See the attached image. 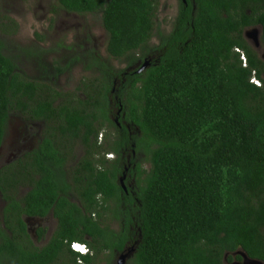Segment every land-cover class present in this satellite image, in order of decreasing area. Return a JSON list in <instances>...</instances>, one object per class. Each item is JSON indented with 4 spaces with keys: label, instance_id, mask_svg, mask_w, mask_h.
<instances>
[{
    "label": "trees",
    "instance_id": "1",
    "mask_svg": "<svg viewBox=\"0 0 264 264\" xmlns=\"http://www.w3.org/2000/svg\"><path fill=\"white\" fill-rule=\"evenodd\" d=\"M57 6L100 14L109 57L138 64L93 56L101 75L81 81L83 96L63 93L17 72L0 39V147L15 110L43 122L37 144L0 168V264H110L126 252L127 264H224L238 250L264 263V60L244 38L257 27L264 44V0H180L152 47L157 0ZM49 214L56 227L38 247L24 217Z\"/></svg>",
    "mask_w": 264,
    "mask_h": 264
},
{
    "label": "rangeland",
    "instance_id": "2",
    "mask_svg": "<svg viewBox=\"0 0 264 264\" xmlns=\"http://www.w3.org/2000/svg\"><path fill=\"white\" fill-rule=\"evenodd\" d=\"M179 1L157 0L154 36L149 42L151 47L158 43L159 34L170 32ZM250 28L244 30V38L258 57L264 60V44L260 40V32L254 36ZM256 29L259 30L257 27ZM0 39L4 54L15 62L17 72L31 81L37 80L45 84L50 81L63 93L75 91L74 93L83 96L82 90L79 89L81 81L101 75L99 67H95L91 59L93 56L97 55L101 60L108 61L107 63L115 69L125 68L129 64L134 68L138 64L137 59L133 60V55L129 56L131 59L125 57L121 60L109 57L106 51L107 34L102 26L100 14L68 12L57 6V0H0ZM240 58L244 65L242 55ZM113 106L112 113L119 114L120 110L118 111L115 104ZM42 124L41 121H27L26 115H20L17 110L11 113L0 149V168L9 164L13 156L37 144ZM74 154L76 156L68 162V166L73 167L77 158L82 155L79 144L74 149ZM105 157L115 158L114 155ZM138 157L142 159L143 154ZM25 190L21 189L19 195ZM4 204L0 192V224ZM29 223L31 239L35 245L41 247L53 232L56 220L49 214L40 224H36L35 219ZM42 226L46 230L44 237L39 239L35 237V229ZM111 226L117 227L115 222ZM119 256L120 254L113 255L110 264H117ZM130 257L131 255L124 257L121 264H127ZM106 263L103 257V262L98 264Z\"/></svg>",
    "mask_w": 264,
    "mask_h": 264
},
{
    "label": "clouds",
    "instance_id": "3",
    "mask_svg": "<svg viewBox=\"0 0 264 264\" xmlns=\"http://www.w3.org/2000/svg\"><path fill=\"white\" fill-rule=\"evenodd\" d=\"M250 34V33H249ZM258 34H259V32H258ZM244 35H245V31H244ZM235 51H237V52H239L240 53V55H242V57H243V60H244V64H245V55L241 52V49H237V48H235ZM252 78H255L256 80H258L254 75L253 76H251V78H250V82H253L252 81ZM258 82H259V85H260V81L258 80ZM254 83V82H253ZM254 84H256V83H254ZM257 85V84H256ZM258 85V86H259ZM99 137L101 138V134L99 135ZM98 137V138H99ZM100 138H99V140H100ZM106 155H113V154H106ZM115 157V156H114ZM108 159V158H107ZM111 160V159H110ZM130 176L131 175H128V173L126 174L125 172H123L122 174H121V176L118 178V181H119V183L121 184V186L123 187V189L124 190H126L125 189V185H124V183L127 181V183L128 184H130V181H129V179H130ZM133 178V177H132ZM131 182H133V179H131ZM27 232H28V230H27ZM29 233V232H28ZM30 234V233H29ZM69 248L73 251V252H75V253H78V254H81V255H86V254H90L91 253V250H90V248L88 247V245L86 244V243H84V242H80V241H72L70 244H69ZM121 255V254H120Z\"/></svg>",
    "mask_w": 264,
    "mask_h": 264
},
{
    "label": "water",
    "instance_id": "4",
    "mask_svg": "<svg viewBox=\"0 0 264 264\" xmlns=\"http://www.w3.org/2000/svg\"><path fill=\"white\" fill-rule=\"evenodd\" d=\"M250 31H252L251 33H252L254 36L258 35V31H257V29L254 28V27H253V28H250ZM249 33H250V32H249ZM255 46H257V43H255ZM148 63H149V61H148V60H145V62L142 64V66L140 67V69H139L138 71H140V70H142L143 68H145V67L148 65ZM25 221H26V220H25ZM237 254L242 258V261H240V262L233 261V262H231V263H229V264H264L263 262H261V261L255 259V258H250L246 253H244V252L241 251V250H238V251H236L235 253H232L233 256H235V255H237ZM126 256H127V254H121V255L119 256V260H118L117 264H121V263H122V260H123L124 257H126ZM226 256H227V253L224 255V258H226Z\"/></svg>",
    "mask_w": 264,
    "mask_h": 264
},
{
    "label": "flooded vegetation",
    "instance_id": "5",
    "mask_svg": "<svg viewBox=\"0 0 264 264\" xmlns=\"http://www.w3.org/2000/svg\"><path fill=\"white\" fill-rule=\"evenodd\" d=\"M258 32H260V30H257ZM43 123V122H42ZM42 129H43V124H42V128H41V130H40V137H41V132H42ZM0 149H1V147H0ZM27 150H29V149H27ZM23 153V151L22 152H20L19 154H22ZM18 154V155H19ZM18 155H16V156H13L12 158L13 159H15ZM13 159H11V161L13 160ZM51 215V214H50ZM46 217H48V215L47 216H44V217H24V220H26L25 222H26V231L28 230V228H29V226H30V223H29V221L30 220H32V219H35V222H36V224H40V222L42 221V220H44ZM54 218V217H53ZM55 219V218H54ZM44 224H46V223H44ZM55 227H56V225H55ZM38 228H40V227H38ZM38 228H36L35 229V237H37L36 236V233H37V229ZM42 228H45V227H43L42 226ZM55 229V228H54ZM46 230V229H45ZM54 231V230H53ZM28 232H29V230H28ZM52 234V233H51ZM50 234V235H51ZM29 236L32 238V236L29 234ZM47 237V235H45V238ZM50 237V236H49ZM48 237V238H49ZM42 239V238H41ZM48 240V239H47ZM46 240V241H47ZM230 255V256H229ZM237 256V255H236ZM236 256H233V255H231V253L230 254H228L227 253V256H226V258H224V264H229V263H231V262H233V261H236V262H240V261H242V258L240 257V258H237Z\"/></svg>",
    "mask_w": 264,
    "mask_h": 264
},
{
    "label": "built area",
    "instance_id": "6",
    "mask_svg": "<svg viewBox=\"0 0 264 264\" xmlns=\"http://www.w3.org/2000/svg\"><path fill=\"white\" fill-rule=\"evenodd\" d=\"M252 81H253L254 83H256L257 85H259L258 80H256L255 78H252Z\"/></svg>",
    "mask_w": 264,
    "mask_h": 264
}]
</instances>
